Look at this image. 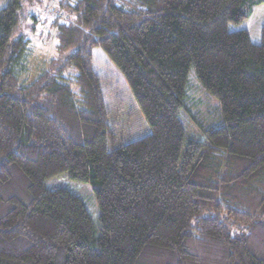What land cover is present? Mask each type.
<instances>
[{
	"label": "trees",
	"instance_id": "16d2710c",
	"mask_svg": "<svg viewBox=\"0 0 264 264\" xmlns=\"http://www.w3.org/2000/svg\"><path fill=\"white\" fill-rule=\"evenodd\" d=\"M35 1L0 9V264H264V26L259 43L229 31L264 0H59L56 57L34 77ZM95 49L148 135L116 146ZM194 82L218 101L208 122ZM63 176L98 215L49 186Z\"/></svg>",
	"mask_w": 264,
	"mask_h": 264
},
{
	"label": "rangeland",
	"instance_id": "374dc122",
	"mask_svg": "<svg viewBox=\"0 0 264 264\" xmlns=\"http://www.w3.org/2000/svg\"><path fill=\"white\" fill-rule=\"evenodd\" d=\"M58 1L40 0L38 3L35 1L33 5L27 4V16L22 23V34L31 42L28 64L33 70L32 73H36L34 77L48 60L56 57L54 34L50 28V23L58 15ZM8 2L9 0H0V9L4 8ZM31 15L36 16L39 22H35ZM263 26L264 5H261L254 8L253 15L248 21L241 26L230 25L229 31L246 30L251 40L259 43ZM93 64L95 73L100 79L105 104L110 113L109 121L115 136L116 146L148 135L150 128L129 85L101 49L93 51ZM193 86V103L197 105L193 113L196 114L195 117L198 121L208 122L209 115L212 117L216 116L218 101L197 92L195 82ZM187 124L191 136L200 138V130L193 123ZM49 186L70 188L86 203L93 216L98 215V207L89 185L71 182L66 176H63L50 181Z\"/></svg>",
	"mask_w": 264,
	"mask_h": 264
}]
</instances>
